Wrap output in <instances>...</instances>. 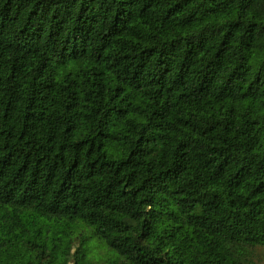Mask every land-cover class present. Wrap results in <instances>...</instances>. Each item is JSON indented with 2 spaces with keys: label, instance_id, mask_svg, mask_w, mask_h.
I'll list each match as a JSON object with an SVG mask.
<instances>
[{
  "label": "trees",
  "instance_id": "1",
  "mask_svg": "<svg viewBox=\"0 0 264 264\" xmlns=\"http://www.w3.org/2000/svg\"><path fill=\"white\" fill-rule=\"evenodd\" d=\"M264 0H0V264H264Z\"/></svg>",
  "mask_w": 264,
  "mask_h": 264
},
{
  "label": "rangeland",
  "instance_id": "2",
  "mask_svg": "<svg viewBox=\"0 0 264 264\" xmlns=\"http://www.w3.org/2000/svg\"><path fill=\"white\" fill-rule=\"evenodd\" d=\"M264 254V253H263Z\"/></svg>",
  "mask_w": 264,
  "mask_h": 264
}]
</instances>
